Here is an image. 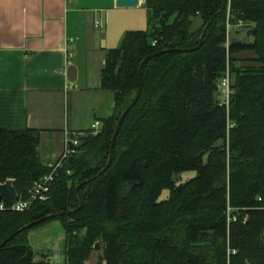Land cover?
Masks as SVG:
<instances>
[{
	"label": "trees",
	"instance_id": "trees-1",
	"mask_svg": "<svg viewBox=\"0 0 264 264\" xmlns=\"http://www.w3.org/2000/svg\"><path fill=\"white\" fill-rule=\"evenodd\" d=\"M144 4L150 33L125 32L107 50L100 72L101 87L113 96L112 114L98 130L69 136L75 152L51 181L47 200L21 212L0 210V243L55 214L11 237L0 248V264H37L26 232L54 219H62L67 264H84L96 243L98 264H264V0ZM195 19L201 25L192 30ZM226 25L247 27L248 34L255 29L253 39L228 41ZM243 51L253 53L256 65L237 66L244 59L235 55ZM138 72L139 97L101 172L117 120L135 96ZM226 73L233 74L231 94L219 102L215 93ZM39 131L0 130V199L6 205L50 171L38 155ZM185 171L195 176L175 186L172 175ZM163 187L170 197L157 202Z\"/></svg>",
	"mask_w": 264,
	"mask_h": 264
},
{
	"label": "crops",
	"instance_id": "crops-1",
	"mask_svg": "<svg viewBox=\"0 0 264 264\" xmlns=\"http://www.w3.org/2000/svg\"><path fill=\"white\" fill-rule=\"evenodd\" d=\"M137 9L147 15L144 0L134 8L115 0H0V130L39 129L44 164L59 158L66 136L98 130L113 112L100 84L106 52L137 30ZM56 139L61 148L51 159Z\"/></svg>",
	"mask_w": 264,
	"mask_h": 264
},
{
	"label": "rangeland",
	"instance_id": "rangeland-1",
	"mask_svg": "<svg viewBox=\"0 0 264 264\" xmlns=\"http://www.w3.org/2000/svg\"><path fill=\"white\" fill-rule=\"evenodd\" d=\"M142 10H143V13L141 10H138L139 12L141 11V13L134 11L132 13V16L134 18H137V24H136L137 30H142L147 33H150L151 28L148 23V16L146 15L145 9H142ZM194 21L195 22L193 24V27L191 28L192 30L199 28L201 25L200 19H195ZM226 29H227V34H228L227 35L228 41H230L231 39L251 41L253 39L252 35L248 34L247 27L240 28L235 25H229V26L226 25ZM116 45L118 46V44ZM252 54L253 53L251 52L237 53L235 55L236 57L244 59L243 61L237 62V66L242 68L245 66L256 65V63L250 61V58L253 57ZM229 77H230V82H232L233 74L232 76L230 75ZM221 80L222 78L219 79L218 86ZM223 94L224 93L221 91V89L218 88L217 92L215 93L216 100H218L219 102H222L224 100ZM102 102L104 103H102V105L99 108H97V113L99 115L104 114V109L106 107V100L104 99L102 100ZM86 125L88 124L83 123L82 126L80 127L85 129ZM53 142H54L53 144L54 148H53V152L50 154L51 159L52 158L55 159V157H57L56 155L60 151V148H61V146L55 145V142H59L58 139H56ZM221 143L222 141L218 140L215 143V145H220ZM206 156L207 154L204 155V161L206 160ZM226 160H227V157H226ZM193 176H195L194 171H185V172L173 174L172 179H173L174 185L177 186L179 184L186 182ZM74 182L76 183L77 180L75 179ZM169 197H170V189L167 187H163L160 189L156 200L157 202L166 201L168 200ZM64 219L67 222L72 220V219H69V217H65ZM79 232L81 233L85 232V228L81 229ZM179 235H180L179 236L180 239L184 238L183 230L180 231ZM26 236H27V240L30 245V248L32 249L33 260L37 264H56L53 262L51 263L49 258H52L56 254L62 255L65 252V250L62 248V243L65 240V230L62 225V219H54L51 221H47L45 223H41L37 227H33L29 229L26 232ZM100 255H101V251L99 249L94 248L90 250L84 259V264H98ZM132 255L134 256V254ZM141 260H142V257H141Z\"/></svg>",
	"mask_w": 264,
	"mask_h": 264
},
{
	"label": "built area",
	"instance_id": "built-area-1",
	"mask_svg": "<svg viewBox=\"0 0 264 264\" xmlns=\"http://www.w3.org/2000/svg\"><path fill=\"white\" fill-rule=\"evenodd\" d=\"M238 25H241V22L239 21ZM229 26V25H228ZM72 39H70L71 41ZM155 42H152L154 44ZM67 61L66 63L69 64L71 62L72 53L67 50ZM219 89L224 93L223 98L224 102H227L229 95L231 94L230 89V78L228 76V73L225 74V76L222 78L219 86ZM71 142V139L66 136L64 139V146L63 150L59 156V158L51 163H48V168L50 171L40 177L38 180H36L32 186V189L30 192H28L26 195H19L17 198L9 205H6L3 200L0 199V210H12V211H24L28 209L35 201H45L49 198V190H50V184L53 180L54 176L58 174V170L62 168L63 161L66 160L71 154L75 152L72 147H70L69 143ZM69 173V171H67ZM232 209L230 207L227 208V220L234 219L233 215L230 214V211ZM50 262L52 263H59V264H67L65 262V257L60 254H56L52 258H49Z\"/></svg>",
	"mask_w": 264,
	"mask_h": 264
},
{
	"label": "water",
	"instance_id": "water-1",
	"mask_svg": "<svg viewBox=\"0 0 264 264\" xmlns=\"http://www.w3.org/2000/svg\"><path fill=\"white\" fill-rule=\"evenodd\" d=\"M139 3H140V0H115V6H116V7H119V8H134V7L138 6ZM224 3H225V0H224ZM209 24H210V21L206 24L205 28L203 29V33L205 32V30H206V28L208 27ZM203 33H202V34H203ZM254 33H255V29L252 30L251 34L254 35ZM201 42H202V36H201V38H200V42H199V44H200ZM157 53H160V52H157ZM155 54H156V53H155ZM155 54H151V55L147 56V57L141 62L140 66H139V71H140L141 66H142V64L144 63V61H146L148 58H150L152 55H155ZM139 74H140V72H138V80H137V88H136L135 96H134L133 100H132V101H131V102H130L125 108H124V110L121 112V114H120V116H119V118H118V120H117L116 126H115V128H114V131H113V134H112V136H111V140H110V146H109V151H108L107 162H106L104 168L101 170V172L105 171V170L108 168V166L110 165V163H111V161H112L114 141H115L116 135H117V133H118V130H119V128H120V125H121V123H122V121H123V119H124L126 113L130 110V108L133 106V104L137 101V99H138V97H139V94H140ZM86 181H88V180H85L84 182H81V183L77 184V186H76V190H78L79 187H80L83 183H85ZM81 206H82V203H81V201H80L79 206H78L77 208L73 209L72 212H76V211H78V209H80ZM62 213H63V212H61L60 215H61ZM54 215H55V214H51V215L43 216V217H41V218H39V219H37V220H34V221L28 223L27 225L23 226L22 228H20V229L14 231L13 233H11L9 236H7V237H6V238L0 243V248H1V247H2L7 241H9V239H10L11 237H13L15 234L21 232L22 230H24V229H26V228H29V227H31V226H34V225L40 223V222H43L44 220L49 219V218L53 217ZM98 246H99V243H96V244H95V247L97 248Z\"/></svg>",
	"mask_w": 264,
	"mask_h": 264
}]
</instances>
